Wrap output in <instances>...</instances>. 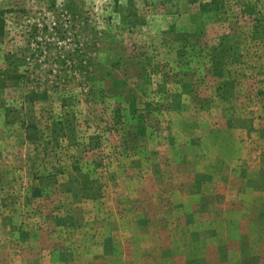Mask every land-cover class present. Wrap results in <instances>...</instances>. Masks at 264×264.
I'll use <instances>...</instances> for the list:
<instances>
[{
    "label": "rangeland",
    "instance_id": "obj_1",
    "mask_svg": "<svg viewBox=\"0 0 264 264\" xmlns=\"http://www.w3.org/2000/svg\"><path fill=\"white\" fill-rule=\"evenodd\" d=\"M0 22V264H264V158L227 149L219 100L263 70L264 0H0Z\"/></svg>",
    "mask_w": 264,
    "mask_h": 264
},
{
    "label": "crops",
    "instance_id": "obj_2",
    "mask_svg": "<svg viewBox=\"0 0 264 264\" xmlns=\"http://www.w3.org/2000/svg\"><path fill=\"white\" fill-rule=\"evenodd\" d=\"M263 71L264 67L260 72L255 71L254 74L244 75L237 81V85L234 88H226L224 90L221 95L224 99H219L226 106L224 110L227 109L228 125L222 122L224 123V128L222 129L226 131L227 149L229 147L234 148L232 147L234 143L245 139L246 141H243L242 144H251L249 146V157L252 158L251 164L253 165H260L261 160L264 158ZM214 99L216 100L213 97ZM214 122L218 121L214 120L212 126L220 128V123L215 125Z\"/></svg>",
    "mask_w": 264,
    "mask_h": 264
},
{
    "label": "trees",
    "instance_id": "obj_3",
    "mask_svg": "<svg viewBox=\"0 0 264 264\" xmlns=\"http://www.w3.org/2000/svg\"><path fill=\"white\" fill-rule=\"evenodd\" d=\"M0 24H1V22H0ZM0 34H1V26H0Z\"/></svg>",
    "mask_w": 264,
    "mask_h": 264
}]
</instances>
